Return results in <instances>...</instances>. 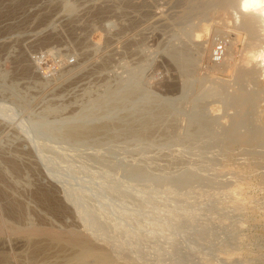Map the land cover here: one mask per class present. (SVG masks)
Wrapping results in <instances>:
<instances>
[{
    "label": "rangeland",
    "instance_id": "374dc122",
    "mask_svg": "<svg viewBox=\"0 0 264 264\" xmlns=\"http://www.w3.org/2000/svg\"><path fill=\"white\" fill-rule=\"evenodd\" d=\"M242 4L0 0L16 224L82 235L116 264H264V15Z\"/></svg>",
    "mask_w": 264,
    "mask_h": 264
},
{
    "label": "bare ground",
    "instance_id": "6f19581e",
    "mask_svg": "<svg viewBox=\"0 0 264 264\" xmlns=\"http://www.w3.org/2000/svg\"><path fill=\"white\" fill-rule=\"evenodd\" d=\"M242 8L246 9V11H252L253 9V11L257 12V10H259L260 12L259 11L258 12L264 15V0H243ZM0 190H4V189H0ZM5 192L7 191L6 190L3 192L0 191V198L1 200L3 201L5 200L7 202L9 197L6 198V195H4ZM41 193H43V195L46 194V198L48 199V204H49V205L47 204L48 207L53 206L54 210L56 211L58 210L61 212L63 211L61 207L62 205L59 204V202L55 199V197L51 192L49 193L46 191L44 192L42 191ZM3 196L5 197L3 198ZM9 202L10 203L7 202L6 204L8 205L5 204V206L8 209V213L6 214H8L11 218V220L9 221L10 223L8 221H7L8 223H6V220L4 222L0 219V264H20V262L10 261L8 252H6V249L8 247L5 246V242H6L5 237H9L12 240V242H14L15 247L19 250L20 258H22V261H24L26 264H116L114 263L115 261L110 259L109 255L103 249L95 246L93 243H91V241H89L86 237H83L82 235L79 234L77 235L75 233L71 234V233L58 232L59 230L54 231L53 228L52 231L50 230L49 226L34 227L32 225L33 227H31V224L29 223H27L29 224L28 227H25L23 225L22 226L17 225L19 224L17 222L18 221L20 222L18 218H20V215L23 214V212L20 213L22 204L19 203L18 200L16 201L15 198L14 200H9ZM43 204L46 205L45 201ZM24 219L21 220L22 221L21 224L25 225L26 223H23ZM46 227L49 229H47Z\"/></svg>",
    "mask_w": 264,
    "mask_h": 264
}]
</instances>
